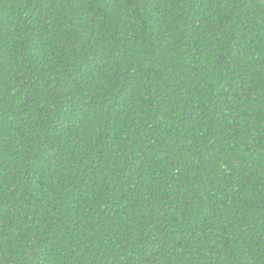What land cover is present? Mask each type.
Listing matches in <instances>:
<instances>
[{
	"label": "trees",
	"instance_id": "trees-1",
	"mask_svg": "<svg viewBox=\"0 0 264 264\" xmlns=\"http://www.w3.org/2000/svg\"><path fill=\"white\" fill-rule=\"evenodd\" d=\"M0 264H264V0H0Z\"/></svg>",
	"mask_w": 264,
	"mask_h": 264
}]
</instances>
